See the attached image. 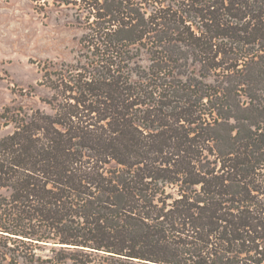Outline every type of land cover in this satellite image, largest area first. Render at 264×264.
Returning a JSON list of instances; mask_svg holds the SVG:
<instances>
[{
	"label": "trees",
	"instance_id": "1",
	"mask_svg": "<svg viewBox=\"0 0 264 264\" xmlns=\"http://www.w3.org/2000/svg\"><path fill=\"white\" fill-rule=\"evenodd\" d=\"M54 1L79 54L0 114V264H264V0Z\"/></svg>",
	"mask_w": 264,
	"mask_h": 264
},
{
	"label": "rangeland",
	"instance_id": "2",
	"mask_svg": "<svg viewBox=\"0 0 264 264\" xmlns=\"http://www.w3.org/2000/svg\"><path fill=\"white\" fill-rule=\"evenodd\" d=\"M78 16L54 0H0V114L11 106L44 108V66L76 63L83 34Z\"/></svg>",
	"mask_w": 264,
	"mask_h": 264
}]
</instances>
